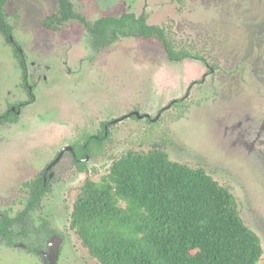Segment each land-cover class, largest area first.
<instances>
[{
  "label": "rangeland",
  "instance_id": "obj_1",
  "mask_svg": "<svg viewBox=\"0 0 264 264\" xmlns=\"http://www.w3.org/2000/svg\"><path fill=\"white\" fill-rule=\"evenodd\" d=\"M71 1L91 21L147 9L150 23L172 25L182 43L206 54L216 65L204 83L188 93L185 108L170 112L152 128L139 130L112 157L128 150L146 152L158 145L172 160L204 168L234 193L245 224L260 236L263 254L258 264H264V0ZM56 7V0L8 4L13 34L35 73L38 100L27 107L18 126L0 129L7 142L10 138L17 142L53 139L68 125L75 133L69 118H86L84 107L93 105L94 99H124L139 86L147 90V99L153 94L164 101L185 95L191 83L209 70L199 60L171 62L157 44L138 38L96 51L86 28L77 21L57 32L47 31L41 22ZM14 56L0 34V106L5 100L26 97L20 90ZM150 105L152 111L154 106L158 109V99ZM52 111L60 122H53ZM39 114L47 119L41 121ZM125 135L121 127L118 140ZM112 157L95 162L87 175L99 179L108 173ZM86 251V264H100Z\"/></svg>",
  "mask_w": 264,
  "mask_h": 264
},
{
  "label": "flooded vegetation",
  "instance_id": "obj_2",
  "mask_svg": "<svg viewBox=\"0 0 264 264\" xmlns=\"http://www.w3.org/2000/svg\"><path fill=\"white\" fill-rule=\"evenodd\" d=\"M173 1L179 4L184 2ZM124 15H133L138 23H131L134 21L130 18L131 22L124 20L125 31L118 30L115 38L108 42H102L101 35L92 32L77 19L65 24L71 21L83 24L89 43L96 51L111 47L123 39L138 38L157 44L171 62L199 60L209 70L202 79L191 83L185 95L169 96L168 101L162 97L156 98L154 94L147 99L144 86L134 88L124 99L116 97L105 102L94 99L93 105L84 107L89 114L86 118H69L68 124L73 121L71 128L75 133L69 130L68 125L64 133L53 139L22 138L17 142L10 138L7 142L8 139L0 131V264H86L83 257L87 255L88 248L73 227L72 220L76 199L87 179H92L87 172L95 167V162L108 160L124 150L139 130L152 128L154 124L165 121L170 112L185 108V100L192 88L203 84L205 78L214 72L216 65L208 61L206 54L196 52L190 44L182 43L172 25L150 23L147 9L140 14L125 12L111 17L120 19ZM138 27L144 30L140 31ZM148 27L151 29L145 30ZM157 28L163 31V38ZM10 40H15L20 53L25 54V58H18L13 45L6 41L14 52L16 75L20 80V90L26 97L4 101L0 106V129L18 126L27 107L38 100L37 84L33 79L35 73L31 72L27 55L14 35ZM170 47L176 52L172 53ZM23 63L25 68L22 67ZM156 99L159 108L154 106L152 111L150 104ZM52 114L53 122L61 121L59 115L56 116L53 111ZM39 117L41 121L47 119L46 114H39ZM30 124L27 122V126ZM121 127H125L126 135L118 140L117 131ZM130 151L134 150L112 157L108 173L93 180L98 181L108 175L112 164Z\"/></svg>",
  "mask_w": 264,
  "mask_h": 264
},
{
  "label": "trees",
  "instance_id": "obj_3",
  "mask_svg": "<svg viewBox=\"0 0 264 264\" xmlns=\"http://www.w3.org/2000/svg\"><path fill=\"white\" fill-rule=\"evenodd\" d=\"M11 1L0 0V34L21 59L25 54L10 40ZM56 2V10L41 22L48 30L77 19L108 42L118 30L125 31L124 20L138 23L133 15L91 22L71 0ZM72 223L100 264H258L263 254L260 236L245 224L234 193L204 168L172 160L158 145L130 151L112 164L108 175L87 179Z\"/></svg>",
  "mask_w": 264,
  "mask_h": 264
}]
</instances>
